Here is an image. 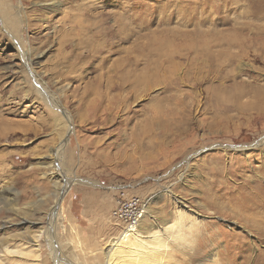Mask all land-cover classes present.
<instances>
[{
	"label": "rangeland",
	"instance_id": "rangeland-1",
	"mask_svg": "<svg viewBox=\"0 0 264 264\" xmlns=\"http://www.w3.org/2000/svg\"><path fill=\"white\" fill-rule=\"evenodd\" d=\"M260 6L0 0V244L45 232L29 263L106 264L109 244L128 232L113 217L124 192L144 199V230L163 227L169 247L155 260L213 264L217 253L241 264L249 250L264 264V49L180 51L194 38L264 34ZM110 37L122 52L103 62L97 50L110 49ZM170 108L181 115L163 114Z\"/></svg>",
	"mask_w": 264,
	"mask_h": 264
},
{
	"label": "bare ground",
	"instance_id": "bare-ground-1",
	"mask_svg": "<svg viewBox=\"0 0 264 264\" xmlns=\"http://www.w3.org/2000/svg\"><path fill=\"white\" fill-rule=\"evenodd\" d=\"M258 6H259V4H258ZM258 8L261 9L262 11L264 10V6H260ZM103 30H104V28L102 29V31ZM105 30H107L106 32L109 33V36H111L113 39L117 38L116 43L120 44L121 42L125 41V32L120 33V31H114L113 28H105ZM114 32H115V34H114ZM99 33H101V29H100ZM99 36H101V35H99ZM96 37H97V35H96ZM111 37L109 39H107L105 42V43H109L111 45L110 49H108V50L98 49L97 50V52H99V55H102L105 52L107 53V55L105 57L101 58L103 60V62L105 60H107L108 58L110 59L111 58V57H109L110 55L122 52V50H117V49L115 50L114 49L116 43L115 42L112 43L113 39L111 40ZM192 40L193 41H191L188 45L185 43H181L184 45H181L180 51L182 52V49H183V51H190V50L193 51L196 49V51H198V52H211L212 50H216V51H220V52H222V51H228L229 52V51H232L234 49H237L239 51L246 50V49H254L256 51L257 50L259 51L262 48L264 49V34H255L254 36H251V37L247 36V38H245V39H242L241 35H239V34H229V35H225V36H218L215 34V35H209V37L207 36L203 40L201 39V41H199L198 39H197L198 40L197 41L195 38ZM90 41L92 42V40H90ZM91 42H89V43H91ZM71 46H73V45H70V47ZM164 46H165V44H164ZM171 49H173V48H171ZM168 51H170V49H168ZM94 54L96 55V53H94ZM95 55H91V51H90L89 55L87 57L90 58L89 60H93V58L96 57ZM22 56L26 60L25 62H26L27 68L29 70V74H30V76L33 77V80L36 84V87H38L37 88L38 91L41 93H45V95L47 96L48 93L45 90V86L41 82H39L40 78L38 79L37 77H34L35 74H33V72H32V70L35 66V61L33 60V58L29 59L27 54L23 51H22ZM80 56H81L80 54L76 55V57L74 59L75 60L74 64H76V61L79 60ZM42 57H43V54H39L38 58H42ZM129 64L137 66L138 62H130ZM87 65H88V63H87ZM116 68H117V71H121V72L125 71V57L121 59V61L117 64ZM47 97H49V95ZM49 98L51 99V97H49ZM50 99L48 100V103H49V105L53 106V102ZM172 101H174V100H172ZM176 104H181V102L177 101ZM172 106H173V104H172ZM174 107L176 108V106H174ZM55 108L57 109V108H59V106H55ZM175 108H174V110L171 108L162 110L163 114H168V115L173 116V117H176L177 115H181V113H180L181 110L178 109L176 111ZM182 116H183L182 120L184 119V117L186 118V116L184 115L183 112H182ZM173 131H172V134L174 133ZM10 137H12V136H10ZM253 201L254 200L252 199L251 200L252 205H249L247 208L245 207L246 211L254 210L255 205H254ZM149 211L150 210H148V212ZM182 212H183V210H181V214H178V216L176 218L175 224H177L178 226H180L182 223V220H184ZM49 214H51L53 216L54 212L53 213L51 212ZM252 219H254V218H248V217L245 218L246 222L253 224V225H250L251 227H254V225L260 224V223L262 224L261 227H263L264 222L257 223V222L252 221ZM190 223H191V225L194 224V222H190ZM22 224L29 226L31 224V222L28 220H22ZM175 227H177V226H175ZM159 228H160V232L162 235L159 234L160 233L159 231H156L153 229H150V230L145 229L144 230L142 228L141 223L135 231L128 230V232H124L121 237L112 241L109 244V251L107 252L106 264H128V262L125 261L127 259L128 260L129 259L130 260L136 259V260L142 261L143 264H149L150 262H153L156 258V255H155V258L152 257V255H154V254H157L159 256L165 255V252L167 249L166 250H164V249L169 247V246L166 245V240H165L166 235L165 234L163 235V233H164L163 227L161 228V226H160ZM33 235H34V233H33ZM44 235H45V232H40L39 234H35L34 236L31 235L32 238L26 237L25 241L23 238L21 241L20 240L17 241L16 244H11L8 241H5L4 243L0 244V264H10V263L11 264H13V263L14 264H31V263L35 262V259L36 260L40 259L41 258L40 252H41V248H42L41 241H42V238ZM173 236L177 237V236H181V235H180V232L178 231L177 236H176V234H174ZM129 238H133L132 243H130V244H129ZM192 251L194 252L195 250L193 249ZM248 251L249 250H245V251L241 250V253L245 254L244 261L241 264H254V263H252L253 261H251V257L249 255L248 256L246 255V254H248ZM225 255H224V257H225ZM190 257H192L191 253L189 255V258ZM224 257H223V259H224ZM32 258H34V259L30 260ZM209 258L213 264H215V263L221 264L222 259L217 260L218 259L217 253L210 254ZM152 259H154V260L152 261ZM29 260L31 261V263L28 262ZM162 260L163 259L155 260V262H156V264H166ZM131 262H133V261H131ZM129 263H130V261H129Z\"/></svg>",
	"mask_w": 264,
	"mask_h": 264
},
{
	"label": "built area",
	"instance_id": "built-area-1",
	"mask_svg": "<svg viewBox=\"0 0 264 264\" xmlns=\"http://www.w3.org/2000/svg\"><path fill=\"white\" fill-rule=\"evenodd\" d=\"M145 207L146 203L143 198L129 196L122 192L115 202L113 217L125 226V231H135L145 218Z\"/></svg>",
	"mask_w": 264,
	"mask_h": 264
}]
</instances>
